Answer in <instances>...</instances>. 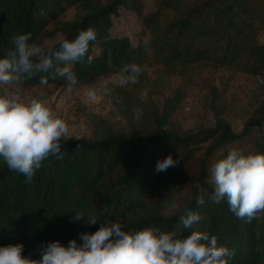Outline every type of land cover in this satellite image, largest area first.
Instances as JSON below:
<instances>
[{
  "label": "trees",
  "instance_id": "1",
  "mask_svg": "<svg viewBox=\"0 0 264 264\" xmlns=\"http://www.w3.org/2000/svg\"><path fill=\"white\" fill-rule=\"evenodd\" d=\"M73 6L80 8L77 15L61 23L64 38L51 49L59 50L65 40L73 41L81 31L95 29L97 40L90 43L87 54L93 57L92 63H87L86 55L73 65L77 85L119 72L126 64H145L149 47L164 66L163 81L165 76L203 63L264 78V44L257 38L264 30V0H199L186 13L183 0H160L158 13L145 21L151 29L150 39L142 40L139 47L127 36L112 35L110 28L120 7L143 16V0H0V58L13 48L14 35L30 33L29 43L39 45L43 28ZM172 13L175 19L168 24ZM96 46L98 54L94 53ZM41 76H48V83L65 84L62 77L51 79V70L25 82L40 84ZM181 97L166 101L159 124L149 134L132 130L101 139L62 140L60 152L42 162L31 182L10 171L0 158V247L22 244L25 257L40 259L43 246L56 241L67 246L72 240L80 244L82 234L118 221L131 232L147 227L175 231L180 237L207 232L217 237L218 246L234 252L229 264H264V213L251 221L239 219L226 200L213 201L210 166L212 160L217 163L226 158L230 146L247 139L248 150H234L264 154V104L240 132L217 118L212 127L181 134L168 127ZM203 148L194 198L174 214H167L164 209L174 203L169 192L176 179ZM169 155L176 165L157 172V161ZM200 195L203 205L196 203ZM186 209L202 216L189 229L179 225V216ZM80 213L85 218L74 221ZM95 219L94 225L89 223Z\"/></svg>",
  "mask_w": 264,
  "mask_h": 264
},
{
  "label": "clouds",
  "instance_id": "2",
  "mask_svg": "<svg viewBox=\"0 0 264 264\" xmlns=\"http://www.w3.org/2000/svg\"><path fill=\"white\" fill-rule=\"evenodd\" d=\"M30 38V33L14 35L13 48L0 58V158L10 171L25 175L29 182L49 155L60 152L61 141L68 140L69 126L47 100L31 99L25 103L17 93L26 79L50 70L51 79L64 78L66 90L71 93L78 84L73 65L85 59L90 43L97 40V32L92 28L83 30L75 40H65L59 50L29 43ZM92 61L93 57L87 55V63ZM144 70L141 65L126 64L119 82L135 84ZM48 82V76H41V85ZM87 95L93 101L97 99L94 91ZM176 163L169 155L157 161L156 171H166ZM211 183L212 200H226L239 219L251 221L264 213V154L245 155L231 150L213 166ZM196 203L203 205L204 196H198ZM171 208L178 205L173 203ZM84 218L80 213L73 220ZM201 219L198 212L186 209L179 216V225L189 229ZM96 222L97 219L89 223ZM81 240L80 244L72 240L67 246L59 241L43 246L40 259L25 257L22 244L3 246L0 264H229L234 256L232 250L218 246L217 237H210L207 232L193 231L186 237L157 227L131 232L118 221L105 223L95 233L82 234Z\"/></svg>",
  "mask_w": 264,
  "mask_h": 264
},
{
  "label": "rangeland",
  "instance_id": "3",
  "mask_svg": "<svg viewBox=\"0 0 264 264\" xmlns=\"http://www.w3.org/2000/svg\"><path fill=\"white\" fill-rule=\"evenodd\" d=\"M106 3L108 0H101ZM144 15L120 7L118 16H112L110 32L114 36L129 37L134 47L140 42H148L151 29L145 24L146 19L158 13L160 0H143ZM199 0H183V12L197 4ZM78 6H73L62 13L56 21L49 22L42 30L39 45L45 49L60 42L64 35L60 25L74 18ZM175 19L172 13L171 21ZM167 24V25H168ZM259 43L264 44V30L257 34ZM99 47L94 48L98 54ZM149 58L143 73L135 84H121L119 72L99 76L84 84L77 85L71 93L66 85L59 82L47 85L24 83L17 93L25 103L31 99L47 100L57 114L65 119L69 126L68 139H101L110 134H130L132 130L141 135L149 134L159 124L166 101L181 94V101L170 117L171 129L179 133L195 132L212 127L217 118L231 125L235 132L242 131L248 119L264 104V78L235 72L226 67L212 64H196L186 72L178 71L172 76H165L164 66L148 49ZM94 91L96 100H91L87 93ZM3 94V87H0ZM250 146L247 140L232 145L234 148ZM204 148L185 165L181 174L169 192L174 197L178 208L164 209L167 214L180 210L195 195L196 178L200 170ZM164 158V154H161ZM216 164L210 162L211 168Z\"/></svg>",
  "mask_w": 264,
  "mask_h": 264
}]
</instances>
